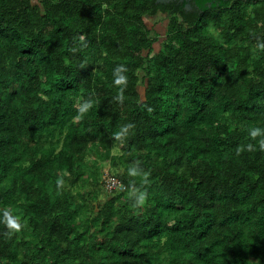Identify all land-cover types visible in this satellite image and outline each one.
<instances>
[{"label":"trees","instance_id":"16d2710c","mask_svg":"<svg viewBox=\"0 0 264 264\" xmlns=\"http://www.w3.org/2000/svg\"><path fill=\"white\" fill-rule=\"evenodd\" d=\"M196 2L0 0V218L23 225L0 222V264H264V0ZM107 164L122 186L104 193Z\"/></svg>","mask_w":264,"mask_h":264},{"label":"clouds","instance_id":"9594fccd","mask_svg":"<svg viewBox=\"0 0 264 264\" xmlns=\"http://www.w3.org/2000/svg\"><path fill=\"white\" fill-rule=\"evenodd\" d=\"M83 40V38H81ZM258 48L264 51V43H258ZM128 72V68L124 64H118L113 69V83L117 87L118 92L113 97V102L123 105L125 102V91L128 85V76L126 73ZM94 106V102L89 99L84 101L78 107V114L74 119L80 120L82 119ZM136 125L132 122L125 123L120 126L119 130L112 134V138L115 142H118L120 145H124L127 141V138L134 133ZM249 136L251 140H257L258 147L260 151H264V128L254 127L249 130ZM257 150V145L249 142L247 145H240L236 149V155H241L245 151L251 153ZM141 160H135L128 168V176L132 178L129 184L127 197L130 201V207L136 211H139L143 208L148 200V192L144 188V185L149 183L150 173L146 171L142 167ZM69 175L67 172L58 176L56 180V188L57 190H62L65 187V176ZM118 179V178H117ZM137 179L141 181V183L137 184ZM119 180V179H118ZM120 181V180H119ZM114 187V186H113ZM113 187L111 189H113ZM0 222L4 223L8 229L7 232L4 233L5 236H10L15 232H20L23 228V225L20 223L19 218L14 216L9 211H3L2 218H0Z\"/></svg>","mask_w":264,"mask_h":264},{"label":"rangeland","instance_id":"374dc122","mask_svg":"<svg viewBox=\"0 0 264 264\" xmlns=\"http://www.w3.org/2000/svg\"><path fill=\"white\" fill-rule=\"evenodd\" d=\"M147 22L150 26H154L156 24L155 29L161 35L160 39L156 43V50H157V49H159L160 42L164 38L165 31L167 30V27H168L167 20L163 14H158L154 17H151V16L147 17ZM105 171L106 172H104V174H103V181H104L103 182V188H104L103 192L104 193L105 192H111L110 188L113 187L112 180L117 179V178L113 177V176H115V174H114V172L111 171L109 164H107L105 166ZM104 193L101 195L100 198L104 197Z\"/></svg>","mask_w":264,"mask_h":264},{"label":"flooded vegetation","instance_id":"af4514ba","mask_svg":"<svg viewBox=\"0 0 264 264\" xmlns=\"http://www.w3.org/2000/svg\"><path fill=\"white\" fill-rule=\"evenodd\" d=\"M207 1H208L207 4L211 5L213 1L219 3L220 0H212V1L207 0ZM166 2L184 3L185 7L188 10L193 9L194 8V4H195V6H199L198 3L196 2V0H166Z\"/></svg>","mask_w":264,"mask_h":264},{"label":"built area","instance_id":"2783aa9c","mask_svg":"<svg viewBox=\"0 0 264 264\" xmlns=\"http://www.w3.org/2000/svg\"><path fill=\"white\" fill-rule=\"evenodd\" d=\"M112 182H113V186H116V185L122 186L121 182L118 179H113Z\"/></svg>","mask_w":264,"mask_h":264},{"label":"water","instance_id":"95a60500","mask_svg":"<svg viewBox=\"0 0 264 264\" xmlns=\"http://www.w3.org/2000/svg\"><path fill=\"white\" fill-rule=\"evenodd\" d=\"M157 1H163V2H166V0H157Z\"/></svg>","mask_w":264,"mask_h":264}]
</instances>
